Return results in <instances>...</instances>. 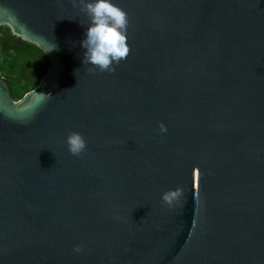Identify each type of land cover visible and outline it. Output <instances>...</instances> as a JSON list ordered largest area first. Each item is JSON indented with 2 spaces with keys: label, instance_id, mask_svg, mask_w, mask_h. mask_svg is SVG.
Returning a JSON list of instances; mask_svg holds the SVG:
<instances>
[{
  "label": "water",
  "instance_id": "1",
  "mask_svg": "<svg viewBox=\"0 0 264 264\" xmlns=\"http://www.w3.org/2000/svg\"><path fill=\"white\" fill-rule=\"evenodd\" d=\"M112 2L130 54L93 74L72 0H0L50 59L0 75V264H264V0Z\"/></svg>",
  "mask_w": 264,
  "mask_h": 264
},
{
  "label": "clouds",
  "instance_id": "2",
  "mask_svg": "<svg viewBox=\"0 0 264 264\" xmlns=\"http://www.w3.org/2000/svg\"><path fill=\"white\" fill-rule=\"evenodd\" d=\"M74 6L79 7L89 18L86 38L81 46L86 51L83 63L91 65L89 71L95 74L114 73L116 65L126 60L130 54L128 44V13L118 7L112 0H72ZM160 132L168 131L164 123L159 125ZM69 152L76 157L81 156L87 148L85 138L79 132H70L66 138ZM184 195L183 189L177 187L162 194V201L169 207L179 202ZM80 245L74 247L75 253L82 252Z\"/></svg>",
  "mask_w": 264,
  "mask_h": 264
},
{
  "label": "trees",
  "instance_id": "3",
  "mask_svg": "<svg viewBox=\"0 0 264 264\" xmlns=\"http://www.w3.org/2000/svg\"><path fill=\"white\" fill-rule=\"evenodd\" d=\"M12 54V60L2 67L7 76L3 77L11 96L17 100L31 89H36L42 76L47 73L50 59L36 44L17 36L8 26L0 27V57ZM1 66V64H0Z\"/></svg>",
  "mask_w": 264,
  "mask_h": 264
},
{
  "label": "rangeland",
  "instance_id": "4",
  "mask_svg": "<svg viewBox=\"0 0 264 264\" xmlns=\"http://www.w3.org/2000/svg\"><path fill=\"white\" fill-rule=\"evenodd\" d=\"M12 60L13 58H12V54H8V55H4V56H1L0 57V64H1V66H0V75L2 76V77H6L7 76V74L5 73L6 71L2 68V67H4L7 63H8V61L7 60ZM40 84V83H39ZM39 84H38V86H39ZM31 90H35V89H31ZM22 98V97H21ZM20 99V98H19ZM18 100V99H17Z\"/></svg>",
  "mask_w": 264,
  "mask_h": 264
}]
</instances>
